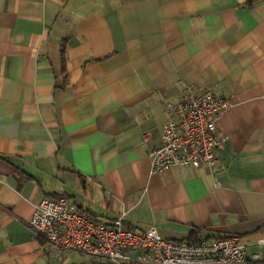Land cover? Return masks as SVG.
Here are the masks:
<instances>
[{
    "label": "crops",
    "instance_id": "0c3cea01",
    "mask_svg": "<svg viewBox=\"0 0 264 264\" xmlns=\"http://www.w3.org/2000/svg\"><path fill=\"white\" fill-rule=\"evenodd\" d=\"M206 89L229 103L215 163L153 173L168 105ZM57 195L264 264V0H0V264H109L31 231Z\"/></svg>",
    "mask_w": 264,
    "mask_h": 264
},
{
    "label": "built area",
    "instance_id": "2783aa9c",
    "mask_svg": "<svg viewBox=\"0 0 264 264\" xmlns=\"http://www.w3.org/2000/svg\"><path fill=\"white\" fill-rule=\"evenodd\" d=\"M174 118L161 126L159 142L148 146L151 171L173 167L194 169L215 163L214 151L224 144L216 135L220 115L229 107L224 97L206 89L168 105ZM144 144L150 133L142 135ZM27 225L58 251H78L109 264H248L245 247L235 235L203 240H167L155 226L135 231L121 215L109 223L93 219L65 196L44 198L33 209Z\"/></svg>",
    "mask_w": 264,
    "mask_h": 264
},
{
    "label": "trees",
    "instance_id": "16d2710c",
    "mask_svg": "<svg viewBox=\"0 0 264 264\" xmlns=\"http://www.w3.org/2000/svg\"><path fill=\"white\" fill-rule=\"evenodd\" d=\"M60 57H61V65H62V70L65 71V50H64V42L61 45V49H60ZM29 178V177H28ZM19 181V180H18ZM60 196V195H59ZM58 195L56 197H59ZM191 241H195L197 240V237L192 236V238L190 239Z\"/></svg>",
    "mask_w": 264,
    "mask_h": 264
}]
</instances>
